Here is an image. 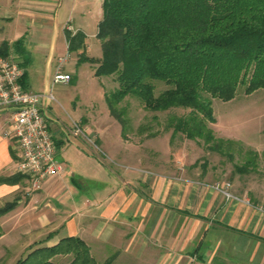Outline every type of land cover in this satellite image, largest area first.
Segmentation results:
<instances>
[{
  "label": "crops",
  "instance_id": "0c3cea01",
  "mask_svg": "<svg viewBox=\"0 0 264 264\" xmlns=\"http://www.w3.org/2000/svg\"><path fill=\"white\" fill-rule=\"evenodd\" d=\"M95 2L0 0V43L7 42L5 55L23 68L25 90L42 92L49 86L57 58L68 49L67 36L81 33L87 55L98 58L89 53L88 42L98 41L102 0L97 14ZM78 51H70L66 64L78 59ZM65 66L70 83L73 75ZM42 106L56 157L66 170L36 189L27 177L0 183V205L17 197L14 207L0 216V261L7 250L14 254L5 262L16 264L35 247L76 236L98 264L107 258L110 264H264L260 203L224 183L193 178L187 167L152 170L130 165L121 172L114 170L87 144L85 136L92 134L87 133L89 120L79 114L66 124L51 102L44 100ZM6 118L7 111L0 109V176L18 173V151L2 133ZM82 119L79 126L85 135L75 137L69 128ZM99 139L110 152L112 147ZM99 151L111 159L112 153ZM50 260L67 264L71 255Z\"/></svg>",
  "mask_w": 264,
  "mask_h": 264
},
{
  "label": "trees",
  "instance_id": "16d2710c",
  "mask_svg": "<svg viewBox=\"0 0 264 264\" xmlns=\"http://www.w3.org/2000/svg\"><path fill=\"white\" fill-rule=\"evenodd\" d=\"M96 38L101 47L98 58L87 55L79 32L67 36L68 50H80L77 61L90 63L94 76H113L117 86L104 92V98L123 138L134 131L129 100L135 98L152 113L145 118L148 122L138 125V134L156 135L151 121L159 124L158 113L166 112L163 130H170V143L179 134L220 151L236 141L215 135L210 126L216 120L212 99L231 100L239 87L247 95L264 88V0H102ZM7 49V42H1L0 56ZM155 82L165 88L156 92ZM174 109L184 112L176 114ZM257 156L248 149L244 163L235 168L247 172L255 167ZM24 177L20 172L0 176V183ZM16 200L1 204L0 216ZM58 254L71 255L67 264H98L76 236L35 247L16 264H54L50 259ZM110 263L107 258L101 264Z\"/></svg>",
  "mask_w": 264,
  "mask_h": 264
},
{
  "label": "rangeland",
  "instance_id": "374dc122",
  "mask_svg": "<svg viewBox=\"0 0 264 264\" xmlns=\"http://www.w3.org/2000/svg\"><path fill=\"white\" fill-rule=\"evenodd\" d=\"M100 8L101 4L96 0L94 12L99 13ZM88 42L91 47L89 53L100 57L99 41ZM65 69L73 75V81L53 87V112L66 124L71 123L70 117L77 118L79 114L89 120L92 126L87 133L92 131V134L87 137H90L92 142H86L111 168L121 172L127 170L125 166L130 165L152 170L171 167H180L182 170L187 167L186 172L191 177L229 183L228 188L231 191L251 195L264 206V88L247 95L243 88L239 87L231 100L212 99L216 120L210 126L217 137L232 139L236 143L225 145L220 151H210L202 141L181 138L179 134L170 143V130H163L168 114L166 112L158 113L159 124L151 121V130L157 131L156 135L148 136L147 131L138 134V125L148 122L152 113L142 109L135 98L129 100V114L134 131L123 138L121 126L117 119L109 114L104 98V92L117 86L113 76H94L88 62L79 63L76 59L69 61ZM155 85L156 92L165 88L162 82H155ZM173 112L181 114L184 110L174 109ZM84 119L79 125L84 124ZM67 136L73 139L68 134L65 135ZM99 136L106 145L112 147L110 152L104 149ZM99 149L112 153L111 159L106 158ZM248 149L258 153L255 167H250L247 172H239L235 166L244 163ZM13 254V249L7 250L0 264H8L5 260Z\"/></svg>",
  "mask_w": 264,
  "mask_h": 264
},
{
  "label": "built area",
  "instance_id": "2783aa9c",
  "mask_svg": "<svg viewBox=\"0 0 264 264\" xmlns=\"http://www.w3.org/2000/svg\"><path fill=\"white\" fill-rule=\"evenodd\" d=\"M69 58L66 47L65 53L57 58L49 86L42 92H33L21 85L24 71L19 62L11 55L0 56V109L7 111L2 133L14 142L18 151L16 171L27 176L33 189L66 170L56 157L55 143L42 104L44 100H54L51 93L55 85L69 82L71 76L64 71ZM69 132L75 137L85 135L75 121ZM85 137L92 142L90 137ZM228 186L229 183H225V187Z\"/></svg>",
  "mask_w": 264,
  "mask_h": 264
}]
</instances>
